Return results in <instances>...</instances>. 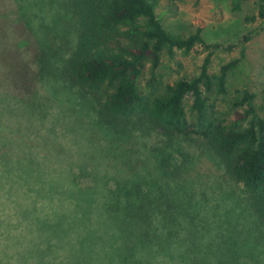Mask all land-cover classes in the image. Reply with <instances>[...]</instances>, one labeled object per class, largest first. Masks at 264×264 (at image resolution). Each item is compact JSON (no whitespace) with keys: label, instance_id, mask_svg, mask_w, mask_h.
<instances>
[{"label":"rangeland","instance_id":"1","mask_svg":"<svg viewBox=\"0 0 264 264\" xmlns=\"http://www.w3.org/2000/svg\"><path fill=\"white\" fill-rule=\"evenodd\" d=\"M65 1L0 0V46L17 62L21 55L30 59L34 50L51 57L33 95L35 107L0 87V114L12 106L1 121L8 124L7 135L19 134L20 128L35 148L32 158L23 157L12 175L0 180V245L10 257L6 264H97L94 259L112 256L149 264H264V212L232 179L208 141L184 138L147 118H106L99 98L62 76L78 27L63 9ZM261 1L157 0V9L169 30L189 34L200 27L208 44L220 45L211 72L240 59L228 78L230 94L246 88L260 102ZM22 21L37 37L15 28ZM206 55L199 46L188 55L178 52L173 62L165 58L172 68L166 80L195 75ZM229 106L224 103L222 109ZM127 187L148 205L151 226L128 225L121 209L106 208ZM145 228L150 230L146 237ZM131 247L136 249L125 251Z\"/></svg>","mask_w":264,"mask_h":264},{"label":"trees","instance_id":"2","mask_svg":"<svg viewBox=\"0 0 264 264\" xmlns=\"http://www.w3.org/2000/svg\"><path fill=\"white\" fill-rule=\"evenodd\" d=\"M244 1L248 0H238ZM65 3L63 9L73 15L78 27L77 43L62 76L72 77L82 89L99 98L101 113L106 118L122 121L147 118L184 138L208 141L225 161L232 179L243 185L254 206L264 212V93L260 102L258 95L246 88L231 96L228 78L240 59H232L218 72H211L212 57L220 45L208 44L200 27L189 34L169 30L158 15L157 0H67ZM259 15L264 18V0L259 5ZM24 23L9 26L29 32ZM49 30L46 28L45 36ZM199 46L204 47L207 55L198 73L184 74L168 82L166 76L172 68L164 59L173 62L178 52L188 55ZM21 57L17 62L11 51L0 46L3 71L0 76L4 78L0 87H4L6 95H15L18 102L35 107L33 95L37 96V84L47 75L51 57L38 50L30 55L31 60ZM228 102L230 106L222 109ZM11 107L7 106L0 114V180L12 175L15 165L20 166L23 157H31L34 148L28 140L30 135L20 128L19 134L7 135L8 124L1 121ZM121 190L122 196L111 199L106 208L112 212H116L115 206L121 209L128 225L151 226L146 202L128 187ZM22 195L16 198L22 200ZM149 231L145 228V237ZM116 257L99 262L94 259L93 263L149 264L138 257H125L121 261H116ZM9 259L7 250L3 251L0 245V264H6Z\"/></svg>","mask_w":264,"mask_h":264}]
</instances>
